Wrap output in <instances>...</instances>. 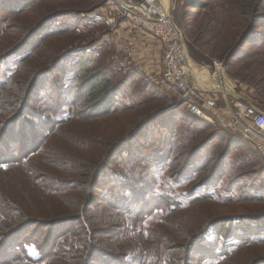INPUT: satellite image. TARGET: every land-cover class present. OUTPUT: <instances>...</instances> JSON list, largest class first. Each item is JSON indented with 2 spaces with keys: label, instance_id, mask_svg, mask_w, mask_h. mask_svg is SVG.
I'll return each mask as SVG.
<instances>
[{
  "label": "rangeland",
  "instance_id": "rangeland-1",
  "mask_svg": "<svg viewBox=\"0 0 264 264\" xmlns=\"http://www.w3.org/2000/svg\"><path fill=\"white\" fill-rule=\"evenodd\" d=\"M194 1L166 0L170 3L178 28L184 33L189 66L192 65L199 74L202 73L200 78L204 83L208 82L204 80V76L208 75L209 78L205 79L210 81L220 68L226 78L225 84L233 94L226 95L218 81L217 90H207L205 84L201 88L199 85L203 81L198 82L191 72L193 83L206 92L220 94L223 109H227L225 101L248 103L264 114V4L256 14L259 18H255V15L250 13L255 10L254 5L250 7L255 0H200V8H194ZM115 4V0H0V61L20 49V55L14 56L4 64V69H9V76L13 78L11 84L5 86L0 94V134L4 126L16 117L19 104L22 107L25 101L22 95L30 91L40 97H47L46 93L49 96L55 93V97H58L54 88L58 77L61 81L57 84L67 88L70 84L68 78L78 71L73 66L82 57L81 53H85L83 68H99L114 83L127 77L125 93L119 97L117 108H137L129 114L132 119L130 124L127 118L119 115L116 120L111 121H79L64 125L56 136L45 139L39 152H36L26 165L0 170L1 197L7 195L21 200L22 203L32 206L37 204L41 207L39 211L43 215H51L57 209L66 211L68 208L60 201L74 204V199L68 196L70 192H60L64 189L62 184L70 181L68 177H71L72 169L69 173L63 172L66 168L56 156H59L64 148L70 150L80 147L89 150L91 161L96 163L95 171L102 167L105 171V176L94 181L96 184L97 181L100 182V186L99 192L94 194L96 202L90 210V215L100 217L101 214L105 215L106 211L110 215L106 207L98 205V200L120 191L116 177L142 181L146 171L145 168H136L138 159L131 163L127 161L126 156L131 154L134 158H139V153L147 155L149 149L153 151L160 147L154 143V138L169 137V132L158 129L155 124L150 125L131 141L129 147L132 153L125 148L104 167L107 151L116 140L122 136L127 137L150 118L168 110L177 109L182 114L200 119L191 115L186 105L177 107L182 97L178 90L165 85L158 78L150 79L157 77L156 72L160 70V55L156 49L158 44L143 21L123 20L120 17L113 21L110 10ZM39 24H43V29L30 38L31 31ZM258 25L262 27L253 31ZM244 37L247 40H243ZM27 39L29 43H25ZM125 40L137 43L139 55L130 59L119 51V43ZM58 57L60 66L55 64ZM57 66L68 69L69 76H59ZM4 69L1 71L2 76ZM43 70H47L45 79L40 78L33 84L36 75ZM72 84L76 87L80 85L77 81ZM44 85L47 91H44ZM45 109L39 101L32 98L27 104L26 112L33 114L34 110L48 117ZM137 112H141L140 118L136 117ZM200 120L205 125L198 126L195 131L201 134L196 133L195 136L185 132L191 130L180 118L176 121L171 116L165 122L176 132L183 130L181 137L185 140L194 139V146L200 143L201 147L203 145L202 153L197 156L199 163L190 169L183 181L178 182V170L171 162L154 171L152 177L156 195L170 196L178 205L172 206L173 212L155 213L140 227L143 230L141 234L138 231L130 235L121 241L122 245L115 246L114 250H126L125 247L132 242L133 245L139 246H136L138 251L149 253L147 257L150 264H168V260L177 256L173 242L165 240L166 242L159 245L162 236L166 235L165 231L176 234L178 240L174 236L167 237L175 238L174 241L180 245L183 241L180 238L183 234L181 228L186 232L204 233L209 230L213 232L205 243L209 245V249L217 248L218 251L227 243L230 253L227 257L215 259L209 256L210 253H205L203 257L198 254L194 256L193 264H256L260 261V264H264V163L249 142L227 131L221 124ZM36 122L35 118L26 114L25 121L15 124L12 128L14 135L10 132V140L6 146L10 145L13 139L19 141L14 147L23 146L22 140H19L20 136L23 140L29 139ZM78 136L84 138L79 140V143ZM227 149L228 156L214 175L215 178L217 175L219 180H212L205 189L201 186L202 188L194 194H188L194 189V185L200 181L203 183L202 180L211 175L213 167ZM74 151L75 154L78 153V150ZM28 166L38 169V178L43 175L40 172L48 174L45 179L49 174L63 177L60 185L53 188L49 187L47 179L44 181L39 178L38 182L32 183L23 178L24 171L29 174ZM113 173H116V176ZM92 175L88 183L91 182ZM82 191L86 193L85 199L93 195V191L88 193L87 188ZM59 193L61 196H58ZM64 196L67 197L60 200ZM206 196L210 198L203 200ZM231 219L236 222L240 219V224L235 225L233 222L226 228V224L221 228L222 223H229ZM129 221L134 223L135 219ZM0 222L1 226L8 225L1 215ZM31 234L32 232L29 236Z\"/></svg>",
  "mask_w": 264,
  "mask_h": 264
},
{
  "label": "trees",
  "instance_id": "trees-1",
  "mask_svg": "<svg viewBox=\"0 0 264 264\" xmlns=\"http://www.w3.org/2000/svg\"><path fill=\"white\" fill-rule=\"evenodd\" d=\"M193 4L194 8H200L201 1L195 0ZM263 4L264 0L262 2L261 0H255L250 4V7L254 5L255 10L250 11V13L254 14L255 18H259V15L256 14ZM260 27L262 26L258 25L257 28H253V31L258 30ZM42 29L43 24H39L31 31L30 38L38 34ZM29 39L25 43H29ZM243 40L247 39L244 37ZM203 46H205L204 42ZM19 50L17 53H12L13 55L6 56L0 61V94L13 78V76L11 78V75L9 76L10 70L4 69V64L14 56L20 55ZM234 50H232V54ZM81 55L82 57L78 59L77 64L73 66L78 71L68 78L70 84L67 88H63L57 84L61 81L59 77L55 81L56 87L54 88L58 97H55V93L52 96L46 93L47 97L46 95L40 97L35 92L30 91L22 95V98L25 99L22 107L19 104L15 113L16 117L12 122L10 121L4 126L0 134V170H7L13 167L20 168L26 165L29 159L36 152H39L38 150L45 139L53 135L56 136L59 133L58 130L71 122L104 119L111 121L116 120L119 115H122L128 119L129 124L131 123L132 119H130L129 114L137 108L134 106L122 110L117 108L119 97L125 93L124 87L127 77L114 83L99 68H83L85 53H81ZM56 63L60 66L59 57ZM2 68L4 69L3 76L1 75ZM56 70H59V76H69L68 69L59 67ZM46 72L47 70H43L37 74L33 84L40 78V80L45 79ZM48 73L51 74V72ZM75 81L80 83L78 87L72 84ZM44 91H47L45 85ZM32 98L34 101H39L41 106L46 107L44 112H48V117L36 113L34 110L33 114L26 112L27 104L32 101ZM180 107L178 106V108ZM26 114L37 120L33 124L34 131L32 136L26 140H23L20 136L19 140H22L23 146L14 147L19 142L17 139H13L9 143L10 145L6 146V143L10 140V132L14 135L12 128L19 122L23 123L26 119ZM171 116L176 121L180 118L183 124H186L190 128L191 131L186 130L185 132L191 136H195L196 133L201 134V132L195 130H198V126L205 125L202 120L182 114L177 109L168 110L138 126L136 130L127 136L128 138L124 136L118 138L116 143L107 151L104 167L108 166L109 161L113 160L115 156L120 155L121 151L125 148L129 150L128 152L132 153V149L129 147L131 141L140 136L150 125L155 124L158 129L169 132V137L166 136L162 139L154 138V143L160 147L153 151L149 149L147 155L139 153V158H134L131 154L126 156L127 161L131 163L138 159L139 162L136 163V168H145L146 171L143 173L142 181L133 178L124 179L123 177H116L115 181L120 185V191L115 195H107L104 198L99 197L98 202L100 203L98 205L106 207L110 215L107 211L105 215L101 214L100 217L90 215V210H92L96 202L94 194L97 191L99 192L100 186V182L97 181L96 184L94 181L97 178L100 180L105 171L103 167L95 171L96 163L91 161L88 153L89 150H84L80 147L70 150L64 148L63 152L59 156H56V159L66 168L63 172L69 173L70 169H72L70 173L71 177H68L70 181L62 184L64 189L60 192L68 191L71 193L68 196L74 199V204H68L64 200L67 196L60 199L64 200L60 202L68 208L66 211L57 209L51 215H43L39 211L41 207L37 204L32 206L29 203H22L21 200L7 195L4 198L0 196V215L8 224L1 226L2 222H0V264H150L147 257L149 253L143 250L138 251L136 247L138 245L134 244V246L130 241H128L130 243L125 247L126 250L121 248L115 252L114 247H117L119 244L122 245L121 241H124L138 231L141 234L143 230L140 227L155 213L173 212L172 206L178 205L177 201L172 200L170 196L156 195L154 190L155 182L152 177L156 168L171 162L173 167L178 170L177 176L179 182L183 181L184 176L188 175L190 169L199 163L197 156L202 153L203 145L201 147L200 143L194 146V139L187 137L189 140H185L181 137L183 130L176 132L167 126L165 122ZM136 117L140 118L141 112H137ZM78 137V143L79 140L84 139L80 136ZM190 146L194 147L190 148ZM74 150H78V153L75 154ZM227 156L228 149L213 167L211 175L206 179L204 178L202 180L203 183L200 181L194 185V189H191L188 194H194L199 188H202L201 186L205 189L209 183L213 182L212 180L215 181L217 179L218 181L217 175L216 178L214 175L223 166ZM28 168L29 174L27 175L24 171L25 177L23 178L29 179L32 183L34 181L38 182L39 178L44 179V181L47 179L49 187L55 188L56 185H60L61 178H63L57 174H49V177L45 179L48 174L44 172H40L43 175L38 178V169L33 166H28ZM91 175V182L88 183ZM113 175L116 176V173H113ZM86 188L88 193L93 191V195L85 199L84 195L86 193L82 190ZM58 196H61V194ZM205 198L210 197L206 196L203 200ZM132 218L135 219L134 223L129 221ZM112 220H116L117 222L111 223ZM239 221L236 222L231 219L229 223H222L220 226L222 228L226 224L224 226L226 228L228 224H233V222L235 225L240 224ZM184 230L181 228L183 234L180 238L183 241L180 245L174 241L177 235L168 231H165L166 235L164 234L159 241V245L161 242L166 241L175 244L173 248L176 250L177 257L168 260V264H193L194 256L198 254L203 257L205 253H210L209 256L215 259L216 257H227L228 253H230L227 243L224 248L218 251H216L217 248L209 249V245L205 243L213 232H209V230H206L204 233L203 231L186 232ZM31 232L32 234L29 236ZM167 236H174L175 238L170 239ZM176 240L178 239L176 238ZM143 245L141 246L143 247ZM260 262L256 264H260Z\"/></svg>",
  "mask_w": 264,
  "mask_h": 264
},
{
  "label": "built area",
  "instance_id": "built-area-1",
  "mask_svg": "<svg viewBox=\"0 0 264 264\" xmlns=\"http://www.w3.org/2000/svg\"><path fill=\"white\" fill-rule=\"evenodd\" d=\"M110 14L113 21L139 19L148 27L150 35L160 47V70L158 76L165 85L181 93V101L187 111L213 124H221L242 140L249 142L264 163V114L248 103L226 102L227 109L221 108L219 95L206 92L192 81L184 33L178 28L172 16L170 3L164 0H115ZM119 51L127 58L139 55L136 42L121 41Z\"/></svg>",
  "mask_w": 264,
  "mask_h": 264
},
{
  "label": "bare ground",
  "instance_id": "bare-ground-1",
  "mask_svg": "<svg viewBox=\"0 0 264 264\" xmlns=\"http://www.w3.org/2000/svg\"><path fill=\"white\" fill-rule=\"evenodd\" d=\"M165 2H166V0H165ZM218 69H219L218 73L210 80L211 82L209 80L205 79L208 77V75L204 76L205 77V78L203 77L204 80L208 81L207 83H204V81L201 80L202 78H200V75H202V73L199 74L197 69H195L192 65L189 66V70L192 72V74L196 78V80L198 82L203 81V83H200V85H199V86H201V88H203V86L205 84V88H208L207 90H217L219 88V86L216 82L218 81V82H220V84L224 88V91L227 94L232 95L233 91L229 87H227V85L225 84V76H224L222 70L220 68H218ZM205 74H206V72H205ZM206 84H207V86H206Z\"/></svg>",
  "mask_w": 264,
  "mask_h": 264
},
{
  "label": "crops",
  "instance_id": "crops-1",
  "mask_svg": "<svg viewBox=\"0 0 264 264\" xmlns=\"http://www.w3.org/2000/svg\"><path fill=\"white\" fill-rule=\"evenodd\" d=\"M156 49L159 51V52H158V55H160V47H159V45H157ZM145 53H147V52L145 51ZM146 56H148V54H146ZM159 57H160V56H159ZM138 63H140V62H138Z\"/></svg>",
  "mask_w": 264,
  "mask_h": 264
},
{
  "label": "water",
  "instance_id": "water-1",
  "mask_svg": "<svg viewBox=\"0 0 264 264\" xmlns=\"http://www.w3.org/2000/svg\"><path fill=\"white\" fill-rule=\"evenodd\" d=\"M225 93H226V92H225ZM226 95H229V94L226 93ZM184 103H185L184 101H181V102L177 105V107H178V106H182Z\"/></svg>",
  "mask_w": 264,
  "mask_h": 264
}]
</instances>
